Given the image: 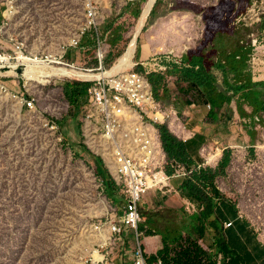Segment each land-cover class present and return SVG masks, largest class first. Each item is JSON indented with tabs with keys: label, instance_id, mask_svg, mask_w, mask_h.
Here are the masks:
<instances>
[{
	"label": "rangeland",
	"instance_id": "obj_1",
	"mask_svg": "<svg viewBox=\"0 0 264 264\" xmlns=\"http://www.w3.org/2000/svg\"><path fill=\"white\" fill-rule=\"evenodd\" d=\"M147 1L0 0V54L37 59L46 69L26 61L17 67L47 71L28 80L0 76V85L7 90H0V264H82L93 256L94 250L109 253L113 263V257L121 256L122 264L129 260L132 264L131 253L128 257L127 252L136 245L133 234L122 237L123 245L108 233V225L122 212L123 196L121 187L107 172L99 154L88 147L82 133V110L87 98L71 109L63 87L66 83L90 82L89 79L102 76L95 70L99 47L103 70L107 71L104 75L117 68L132 41L137 72H144L139 58L144 61L168 52L178 53L184 47L178 46V42L182 38L186 42L191 40L184 38L183 33L192 30L189 21L184 25L178 18L217 0L182 2L192 9L160 13L157 31L149 34L151 38L147 36L152 28L147 22L149 14L142 22L140 19ZM161 3L162 0H156L152 9L159 10ZM135 7L139 10L136 19L125 13ZM191 22L196 31L201 28L200 15ZM114 28H118L120 39L111 46L108 41L114 37L108 35ZM86 35L94 47L81 45ZM161 42L167 43L164 51L155 52ZM17 44L22 45L23 54H16ZM46 59L53 63L43 62ZM23 100L33 101V108L29 109ZM161 106L167 112H175L170 113L169 119L180 118L177 105ZM169 119L157 123L156 129L158 125L167 128ZM219 147L205 144L194 160L215 170L223 151H230L224 174L215 179L216 188L228 201L222 211L226 218L239 217L264 243V136L254 147L240 145L233 150ZM87 152L101 160L104 177L97 176L95 163ZM191 153L197 155L198 147L191 149ZM213 157L216 160L210 162ZM164 168H169L167 161ZM103 178L112 185L119 204L105 194ZM150 193L138 205L139 225L150 219L148 227L158 232L165 228L164 219L178 220L176 209L181 206L173 204V210L171 195L162 197L155 192L158 194L152 197ZM170 209L173 215L168 213ZM153 232L143 228L139 239L157 236ZM211 253L212 264H216V248Z\"/></svg>",
	"mask_w": 264,
	"mask_h": 264
},
{
	"label": "crops",
	"instance_id": "obj_2",
	"mask_svg": "<svg viewBox=\"0 0 264 264\" xmlns=\"http://www.w3.org/2000/svg\"><path fill=\"white\" fill-rule=\"evenodd\" d=\"M252 1L217 0L214 4L200 9V12H193V10L190 12L189 10L192 8H187L180 3L189 2L195 4V0H162L159 10L152 9L147 17V22L152 25L147 36L151 38L149 34H155L157 31L160 13L188 10V16L180 17L178 20L184 25L186 20L191 23V32L189 34L183 33L184 38L191 39L190 42H186L182 38L178 42V46H184L180 49L181 51L178 53L168 52L165 55H156V57L162 60L166 67L176 65L184 68L189 66L181 64L182 56L193 54L196 59L202 58L203 64L210 67V74L220 91L224 92L228 98V102L222 105L213 118L208 117L210 106L207 107V104L191 103L188 106H182V103L177 101L176 113L180 118H172L167 128L169 133L185 144L187 153L192 161H194V165L198 164L194 160V157L199 156L200 148L207 143L209 145H218L222 150H233L240 145L254 147L259 143V139L264 136V74L260 75L257 79L252 78L248 68L247 52L250 49V34L256 33L259 38L264 40V17L259 23L253 24L250 27L234 24V20L247 11ZM176 2L178 3L177 5ZM196 15H200L201 20V28L197 31L195 30L194 23L191 22ZM203 18L208 19V32L206 31V33H204ZM173 19L168 20L171 22ZM150 38L147 40L148 42L151 41ZM161 43L159 44L161 47L155 52L164 51V44L167 43ZM166 55L170 61H166ZM138 61L142 62V58H139ZM226 84L235 88H241L246 84L255 86L250 89H241L234 92L227 88ZM167 88L175 100L185 97L189 99V95L184 96L182 94L186 88V84L182 83L181 79L176 77L167 78ZM190 93L195 95L194 91ZM196 147H198V154L194 155L191 153V149ZM215 160L216 157H213L210 162ZM181 182L182 180L176 179L171 182V186L177 192L173 195L171 194V201L174 203H171L170 208L175 210L173 204L176 206L178 203L180 204V209L176 207L179 220L183 217V214L180 215V210L185 211L184 202L186 201L181 198L178 192ZM150 194L152 197L157 195L155 191ZM165 199L168 200V198ZM226 204L228 202H222L220 207L226 206ZM173 210L170 209L168 213L173 215ZM185 214L187 215L186 217H189L193 213L185 211ZM163 222L167 224L169 222L168 218L164 219ZM227 223H231V226L225 227ZM221 235L226 248L230 251L231 256L237 264H264V243L255 236L248 225H244L239 217L229 219L224 216L221 219ZM132 240L135 242L134 236ZM208 241L211 245L210 252H212L213 248H216L213 245L212 234L208 235ZM140 242L147 256L155 255L161 249V237L159 235L143 237ZM127 246V248H130L129 245ZM129 255L130 252H127L128 257ZM221 256L230 262L229 257ZM121 259V256H118L117 259L113 257L114 264H122ZM124 264H131V262L129 260L124 262Z\"/></svg>",
	"mask_w": 264,
	"mask_h": 264
},
{
	"label": "built area",
	"instance_id": "obj_3",
	"mask_svg": "<svg viewBox=\"0 0 264 264\" xmlns=\"http://www.w3.org/2000/svg\"><path fill=\"white\" fill-rule=\"evenodd\" d=\"M90 17L89 14L88 25L91 24ZM263 17L264 0H253L247 11L234 20V24L250 27L259 23ZM249 38L248 68L252 78L257 79L264 74V40L256 33L250 34ZM15 49L22 52V45L17 44ZM100 52L99 47V64L95 70L104 75L107 71L103 70V56L99 55ZM7 56L10 63L15 61L11 55ZM165 59L170 61L167 55ZM139 63L144 67V72L134 70L137 63L132 58L130 69H120L109 75L90 79L86 104L82 110V133L87 139L88 147L90 145L99 154L107 172L121 187L122 212L108 225V230L123 245L125 240L122 237L130 232L133 234L136 245L130 250L132 264H146L147 260L139 240L142 233H138V205L142 196L154 191L164 196L174 194L177 191L171 186L173 180L183 181L193 172L204 168L200 163L187 168L181 163L170 161L167 164L171 173L168 174L165 170V154L156 125L169 119L170 113L175 112H167L154 99L147 77L163 73L167 67L156 56ZM1 88L6 89L2 85ZM23 101L29 109L33 108V101ZM184 210L194 213L197 206L186 200ZM230 226L231 223L225 225ZM228 263V259L217 256L216 264ZM82 264L114 263L109 253L97 251L96 256L87 258ZM156 264H161V261L158 259Z\"/></svg>",
	"mask_w": 264,
	"mask_h": 264
},
{
	"label": "trees",
	"instance_id": "obj_4",
	"mask_svg": "<svg viewBox=\"0 0 264 264\" xmlns=\"http://www.w3.org/2000/svg\"><path fill=\"white\" fill-rule=\"evenodd\" d=\"M196 9L198 10H194L195 12L201 11L199 8ZM125 13H129L135 19L139 16V10L136 7L131 12L125 10ZM202 21L205 27L204 33H206V31L208 32V19L203 18ZM104 30L106 31L107 29L105 28ZM117 32L118 28H114L108 35V37H114L108 41L111 46L120 39V35ZM81 45L94 47L93 41H90L87 35L82 39ZM247 52L249 55L250 49ZM243 58L245 59V57ZM181 64L189 67L184 68L173 65L167 67L163 73L148 75L147 79L151 85L154 99L164 107H172L176 105L177 101L182 103V106H188L191 103L207 104L210 106L208 117L213 118L222 105L228 102V98L224 92L220 91L210 74V67L203 64L202 58L196 59L193 54L182 56ZM169 77L181 79L182 83L186 84L182 94L184 96L189 95V99L186 97L180 100L172 98V94L167 88V78ZM90 84V82L74 81L64 85V94L70 103L71 109H74L87 98V88ZM225 86L235 92L241 89L253 88L255 85L246 84L241 88H235L227 84ZM191 91H194L195 95L191 94ZM157 129L167 163L175 161L187 168L195 166L190 160L183 142L169 133L165 126L158 125ZM87 154L95 163L97 176L104 177L101 160L89 152ZM229 162L230 151L225 150L215 170L201 168L180 183L178 192L181 198L197 206V211L192 215L186 217L185 211L180 210V215L183 214L181 220L178 219L175 222L169 220L170 223L165 224L164 230H159L158 232H153L151 227H148L152 223L150 219L144 225H138V232L142 233L143 228H147L149 233L153 232L161 237L162 248L155 255L149 256L146 264H156L158 259L161 264H212L211 245L210 243L205 244L208 241L207 237L209 234H212L216 253L229 257L231 264H237L221 237V219L224 218L222 208L226 206L220 207V204L228 201L215 186V179L224 174ZM167 173H171L169 168ZM103 186L107 197L119 204V198L116 197L111 187L112 185L105 178H103Z\"/></svg>",
	"mask_w": 264,
	"mask_h": 264
},
{
	"label": "bare ground",
	"instance_id": "obj_5",
	"mask_svg": "<svg viewBox=\"0 0 264 264\" xmlns=\"http://www.w3.org/2000/svg\"><path fill=\"white\" fill-rule=\"evenodd\" d=\"M155 0H150L148 2V4L146 5L145 9L142 10L141 12V15H140V19H141V22L143 21V19H145V17L148 15V12L151 8V5L153 4ZM134 51H135V42L132 41L129 45V48L127 50V53L123 56L122 60L118 63L117 65V68L114 69V72H116L117 70H128L132 67V58L134 57L133 54H134ZM17 54H23V52H17ZM17 59L16 62H13V63H10L8 61V56L7 55H4V56H0V76L2 75H7V76H12V77H20L21 79H30V78H35L37 76H41L43 74H47V71L46 70H39L38 72H35V71H29V70H26V69H23V68H20V67H17L19 66L20 64L19 63H23V62H29L28 64H30L31 66H35V67H41L43 69H46L44 68L41 63L37 60V59H29V58H25V57H22L20 56L19 58H15V60ZM47 61L49 63H53L51 60H48L46 59L45 61L43 62H46ZM56 63V62H54ZM120 64V65H119ZM72 68V67H71ZM75 69V68H73ZM34 70V69H32ZM77 70V69H76ZM112 70V69H111ZM110 70V71H111ZM18 71H20V73H18ZM81 71V70H79ZM85 73H91L90 71H84ZM43 73V74H42ZM50 73V72H49ZM55 75H57L56 73H54ZM83 74V73H82ZM111 74V73H110ZM102 76H104L102 74ZM18 77V78H19ZM84 78V77H83ZM85 79H88V78H85ZM90 80V79H89ZM0 90L4 91V92H7V90H3L1 88V85H0ZM173 117H171L168 121H167V124L169 125L170 124V121ZM108 233H109V230H108ZM109 236H110V233H109ZM110 239V237H109ZM107 244V242L105 243ZM104 244V245H105ZM103 246V245H101ZM96 253L97 251L94 250L92 251V255L96 256Z\"/></svg>",
	"mask_w": 264,
	"mask_h": 264
},
{
	"label": "water",
	"instance_id": "obj_6",
	"mask_svg": "<svg viewBox=\"0 0 264 264\" xmlns=\"http://www.w3.org/2000/svg\"><path fill=\"white\" fill-rule=\"evenodd\" d=\"M155 2H156V0L153 2V4L151 5V8H150V10H149V12L151 11V9L153 8V6L155 5ZM149 12H148V14H149ZM18 73H20V71H18Z\"/></svg>",
	"mask_w": 264,
	"mask_h": 264
}]
</instances>
